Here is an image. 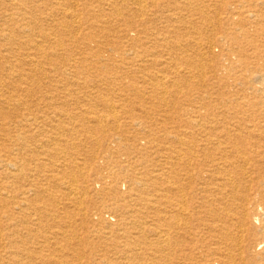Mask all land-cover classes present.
<instances>
[{"label":"bare ground","instance_id":"bare-ground-1","mask_svg":"<svg viewBox=\"0 0 264 264\" xmlns=\"http://www.w3.org/2000/svg\"><path fill=\"white\" fill-rule=\"evenodd\" d=\"M0 264H264V0H0Z\"/></svg>","mask_w":264,"mask_h":264}]
</instances>
